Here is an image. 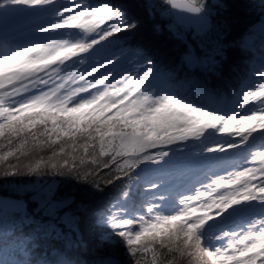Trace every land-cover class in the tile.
I'll use <instances>...</instances> for the list:
<instances>
[{
  "label": "snow or ice",
  "instance_id": "6c2138e0",
  "mask_svg": "<svg viewBox=\"0 0 264 264\" xmlns=\"http://www.w3.org/2000/svg\"><path fill=\"white\" fill-rule=\"evenodd\" d=\"M0 178V264H264V0H0Z\"/></svg>",
  "mask_w": 264,
  "mask_h": 264
},
{
  "label": "trees",
  "instance_id": "16d2710c",
  "mask_svg": "<svg viewBox=\"0 0 264 264\" xmlns=\"http://www.w3.org/2000/svg\"><path fill=\"white\" fill-rule=\"evenodd\" d=\"M87 2L92 3V2H95V0H87ZM225 3L230 5V4L233 3V0H225ZM240 23L242 24L243 21L241 20ZM37 127H39V126H37ZM82 142H83V141H81V143H82ZM97 150H98V149H97ZM41 154L44 155L45 153H41ZM13 162H15V161H13ZM0 180H2V178H0ZM2 194H4V193H3V190L0 189V195H2ZM133 227H138V225H133Z\"/></svg>",
  "mask_w": 264,
  "mask_h": 264
},
{
  "label": "rangeland",
  "instance_id": "374dc122",
  "mask_svg": "<svg viewBox=\"0 0 264 264\" xmlns=\"http://www.w3.org/2000/svg\"><path fill=\"white\" fill-rule=\"evenodd\" d=\"M104 25H99V27H103ZM40 37H33L32 39H39ZM72 59H75V57H73ZM67 63V62H66ZM133 227V226H132Z\"/></svg>",
  "mask_w": 264,
  "mask_h": 264
}]
</instances>
